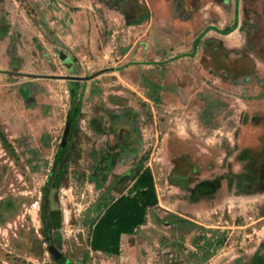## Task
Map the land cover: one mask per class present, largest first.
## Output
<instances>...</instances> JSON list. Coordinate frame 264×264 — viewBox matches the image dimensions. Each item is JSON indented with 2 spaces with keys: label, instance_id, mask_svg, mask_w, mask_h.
<instances>
[{
  "label": "rangeland",
  "instance_id": "rangeland-1",
  "mask_svg": "<svg viewBox=\"0 0 264 264\" xmlns=\"http://www.w3.org/2000/svg\"><path fill=\"white\" fill-rule=\"evenodd\" d=\"M111 1L0 0V264H53L40 233L41 188L78 100L50 230L67 260L250 264L257 250L264 258V191L236 192L224 177L242 172L238 151L255 159L263 151L264 0H123L142 8L130 23ZM147 4L153 16L141 19ZM232 17L238 29L220 41L205 37L231 28ZM196 37L193 52L178 60L177 50ZM147 41L151 58L135 61ZM121 147L101 181L99 157ZM140 161L153 178L156 208L120 238L116 257L91 252L92 223L126 194L130 182L119 177ZM204 179H218L214 195L188 201L187 189ZM172 216L190 225L170 223Z\"/></svg>",
  "mask_w": 264,
  "mask_h": 264
},
{
  "label": "trees",
  "instance_id": "trees-1",
  "mask_svg": "<svg viewBox=\"0 0 264 264\" xmlns=\"http://www.w3.org/2000/svg\"><path fill=\"white\" fill-rule=\"evenodd\" d=\"M111 1V9L118 7ZM118 2L125 1L121 0ZM126 23H130L129 16H126L124 11H121ZM141 19H146L147 15H140ZM234 28H224L221 34L225 35ZM52 38L55 40L54 36ZM56 41V40H55ZM248 77L243 79L246 82ZM73 97V92H71ZM80 102L79 100L72 104L66 113L63 133L61 135L62 142L56 146L55 154L52 160L51 168L47 174L44 184L41 188V201L39 203V221L41 223L40 233L42 241L46 244L47 253L53 264H72L67 260L57 249L59 244V236L56 233H51V227L55 225L57 212L53 203L54 189L60 184L63 179L67 164L71 159V150L69 141L76 129L77 120L79 117ZM256 118L252 117L251 121ZM92 130L95 128V121L89 123ZM3 143V140H1ZM124 153L123 148L116 152L104 153L99 157L102 167L99 172L102 173L101 181H104L106 172L110 171L113 165L121 154ZM235 159L242 163V172L235 175H225L227 186L233 185L236 192L245 195L260 193L264 191V145L263 151L259 153L257 159L248 157L247 150L238 151ZM119 180H128L130 186L125 195L120 194L113 199L102 210L100 215L92 223L87 246L91 252L100 253L107 257H116L119 254V242L122 236L132 235L139 227L146 223V217L149 210L155 209L157 206V198L154 190L153 178L147 168L141 166V161L135 164L126 174L119 177ZM218 179H204L196 182L187 189L188 201H198L209 199L218 189ZM263 184V185H262ZM180 189H185L184 186L176 183ZM49 192H52V202L49 200ZM52 204V206H51ZM52 207V209H51ZM170 223L181 225H190L185 220L172 216ZM255 251L250 264H264V258ZM86 256V255H84Z\"/></svg>",
  "mask_w": 264,
  "mask_h": 264
},
{
  "label": "crops",
  "instance_id": "crops-1",
  "mask_svg": "<svg viewBox=\"0 0 264 264\" xmlns=\"http://www.w3.org/2000/svg\"><path fill=\"white\" fill-rule=\"evenodd\" d=\"M151 5V4H150ZM150 5H146V9H147V11H145L144 9V11L142 12V14H140V15H147V16H153V11H154V9H151V7L152 6H150ZM133 11L135 12V10L136 9H138V11L139 12H141V9L142 8H139L138 6H136L134 3H133ZM112 10V9H111ZM165 11H168V9L166 8V10ZM136 15V14H135ZM231 25H232V27H234V28H239V26H238V23H237V21L235 20V18L234 17H232V21H231ZM55 35V34H54ZM221 35H223V34H221V32H217V31H215V30H210V34H208L207 36H205L206 38L208 37V38H210V39H216V40H219L220 41V37H221ZM201 38V37H200ZM196 39H197V37L196 38H194V39H192V41L190 42V44L189 45H184V46H182V48L181 49H179V50H177V54H175L176 56H177V59L178 60H180V59H183V60H186L187 58H188V53H192L193 52V47H195V44H196ZM147 44H146V46H144V50H146L145 51V53L144 52H142V48L141 47H137L138 49V51H139V55H137L136 57H135V61H139L140 60V58H142V56L145 54V57L146 58H151V56L149 55L150 54V43H149V41H147L146 42ZM206 43H212L211 42V40H209V41H207ZM140 45H142V44H140ZM174 55V56H175ZM153 58H155L153 55H152V63H154V62H156L157 60L156 59H153ZM168 59L169 58H172L171 56H168L167 57ZM64 59H66V58H64V56L62 57V61L64 60ZM145 61V60H144ZM154 66H157V65H155L154 64ZM69 68V67H68ZM169 93H167V92H165L164 91V88L159 92V96L161 97V98H163V99H165V98H167ZM169 96H170V94H169ZM160 98V99H161ZM163 99H161L162 101H163ZM212 107H214L213 105H210V106H208V108H205V109H203V110H201V112L199 113V117L201 116V117H204V121H201L202 119H200L199 118V124L200 125H203V124H207L208 123V120H210L209 119V117H210V114H211V109H212ZM202 111H203V114H202ZM209 116V117H208ZM185 117H187V115L185 116ZM205 119H206V121H205Z\"/></svg>",
  "mask_w": 264,
  "mask_h": 264
},
{
  "label": "flooded vegetation",
  "instance_id": "flooded-vegetation-1",
  "mask_svg": "<svg viewBox=\"0 0 264 264\" xmlns=\"http://www.w3.org/2000/svg\"><path fill=\"white\" fill-rule=\"evenodd\" d=\"M114 4H116V6L117 7H119L121 10H123L124 12H125V14H126V16H129L130 14H132L133 13V5L131 6H129L128 4H127V2L125 1V4L123 3V2H114ZM127 6H129V9H130V11L128 12L127 10H125V8L127 7ZM177 7H178V5L175 3V6L173 7V10L175 9V10H177ZM131 12V13H130ZM131 16H133V14L131 15ZM67 63L68 65H69V63L67 62V59H64L63 60V63ZM65 63V64H66Z\"/></svg>",
  "mask_w": 264,
  "mask_h": 264
},
{
  "label": "built area",
  "instance_id": "built-area-1",
  "mask_svg": "<svg viewBox=\"0 0 264 264\" xmlns=\"http://www.w3.org/2000/svg\"><path fill=\"white\" fill-rule=\"evenodd\" d=\"M130 29L131 28H129V27H127L126 29H125V33H130ZM135 44H136V41H134V42H132V44H131V46L133 47V46H135ZM156 188H154V190H155ZM155 194H156V190H155ZM156 198H157V195H156ZM92 264H95L94 263V261H92Z\"/></svg>",
  "mask_w": 264,
  "mask_h": 264
},
{
  "label": "water",
  "instance_id": "water-1",
  "mask_svg": "<svg viewBox=\"0 0 264 264\" xmlns=\"http://www.w3.org/2000/svg\"><path fill=\"white\" fill-rule=\"evenodd\" d=\"M62 59V58H61ZM121 133V132H120ZM119 133V134H120ZM62 134L64 135L65 134V131H64V133L62 132ZM118 136H120V135H118ZM62 142V137H61V139H60V141H59V144ZM48 198H49V200L52 202V192H49V195H48ZM51 206H52V204H51ZM51 209H52V207H51Z\"/></svg>",
  "mask_w": 264,
  "mask_h": 264
}]
</instances>
